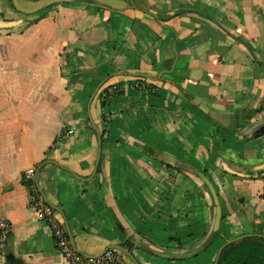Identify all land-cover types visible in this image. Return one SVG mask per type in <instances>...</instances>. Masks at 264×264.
Segmentation results:
<instances>
[{"label": "crops", "instance_id": "1", "mask_svg": "<svg viewBox=\"0 0 264 264\" xmlns=\"http://www.w3.org/2000/svg\"><path fill=\"white\" fill-rule=\"evenodd\" d=\"M115 1L0 0V264H65L28 207L30 169L85 264H212L223 239L264 236V0ZM179 165L221 218L205 252L171 261L153 253L194 250L215 217Z\"/></svg>", "mask_w": 264, "mask_h": 264}, {"label": "built area", "instance_id": "2", "mask_svg": "<svg viewBox=\"0 0 264 264\" xmlns=\"http://www.w3.org/2000/svg\"><path fill=\"white\" fill-rule=\"evenodd\" d=\"M119 92L120 88L118 86H111L101 91L99 98L101 101L109 100L110 97L115 96ZM21 183H23V186L29 192V209L34 211L38 219L48 226L55 248L65 264H85L87 260L76 254L71 248L64 223L58 217L55 210L48 206L41 196L37 185V171L30 169L24 172L21 177ZM10 233V223L0 220V258L4 257ZM89 262L91 264H126L123 255L116 251H107L99 260Z\"/></svg>", "mask_w": 264, "mask_h": 264}, {"label": "water", "instance_id": "3", "mask_svg": "<svg viewBox=\"0 0 264 264\" xmlns=\"http://www.w3.org/2000/svg\"><path fill=\"white\" fill-rule=\"evenodd\" d=\"M75 1H80V0H38L35 2L26 1V0H11L14 9L18 13L23 14V15H33V14L40 12L45 7L52 6V5L66 4V3L75 2ZM86 1L96 2L100 5H104V6H107L110 8H116L117 6L120 5L119 2H117L115 0H86ZM171 71H173V67L169 72H166V73H170ZM158 79L159 78H157V81H158ZM98 89H97V91H98ZM99 145H100V139H99V135H98V146ZM98 152H100L99 148H98ZM170 162L175 163L174 161H170ZM194 172H195L197 178L207 187V189H208V191L212 197L214 206H215V217H214L212 230H211L210 234L206 237L204 242L200 246L195 248L194 250L187 252V253H184V254H178V255L154 253V255L158 258L171 260V261H186V260L193 259V258L197 257L198 255L202 254L203 252H205L213 244V242L215 240V236L218 233L219 223H220V218H221V212H220V207H219L217 196H216L213 188L211 187V185L207 181V179L201 173H199L195 170H194ZM54 210L56 212H58L59 214H61V212L58 209H54ZM64 226H65V230H66V233H67V236L69 239L70 246L73 249V251L75 252L74 245L72 243L71 235H70L69 230H68L65 223H64ZM255 237L264 239L263 235L253 234V235H243V236L237 237L235 239H231V240H224L223 244L217 250L213 264L218 263L220 254L225 247L236 244L242 240H245L248 238H255ZM116 249L119 250L120 252H122L127 258L132 260V258L130 257V255L127 252H125L121 248H116ZM83 258H85L87 260L93 259V258H90L87 256H84ZM6 261H7V264H23L21 261L15 260L14 258H8ZM132 262H133V260H132Z\"/></svg>", "mask_w": 264, "mask_h": 264}, {"label": "trees", "instance_id": "4", "mask_svg": "<svg viewBox=\"0 0 264 264\" xmlns=\"http://www.w3.org/2000/svg\"><path fill=\"white\" fill-rule=\"evenodd\" d=\"M106 103L107 100L102 101L101 106L104 107ZM178 169L189 172L192 176L197 177L191 168L179 165ZM234 175L244 176L239 174ZM217 237H219V233L216 234L215 238ZM217 264H264V239L256 237L248 238L225 247L220 254Z\"/></svg>", "mask_w": 264, "mask_h": 264}, {"label": "rangeland", "instance_id": "5", "mask_svg": "<svg viewBox=\"0 0 264 264\" xmlns=\"http://www.w3.org/2000/svg\"><path fill=\"white\" fill-rule=\"evenodd\" d=\"M224 240H225V239L222 240L221 245L223 244ZM227 240H228V239H227ZM184 253H187V252H182V253H180V254H184ZM175 255H178V254H175Z\"/></svg>", "mask_w": 264, "mask_h": 264}]
</instances>
